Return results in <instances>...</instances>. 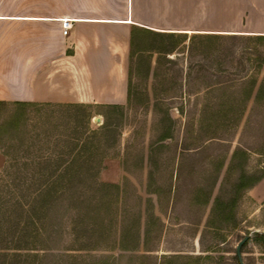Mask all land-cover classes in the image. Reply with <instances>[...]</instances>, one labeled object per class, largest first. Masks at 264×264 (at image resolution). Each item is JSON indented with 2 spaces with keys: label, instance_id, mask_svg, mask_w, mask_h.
<instances>
[{
  "label": "rangeland",
  "instance_id": "1",
  "mask_svg": "<svg viewBox=\"0 0 264 264\" xmlns=\"http://www.w3.org/2000/svg\"><path fill=\"white\" fill-rule=\"evenodd\" d=\"M239 5L132 0L152 31L131 26L123 105L0 104V264H239L245 235L264 264V41L224 31Z\"/></svg>",
  "mask_w": 264,
  "mask_h": 264
},
{
  "label": "crops",
  "instance_id": "2",
  "mask_svg": "<svg viewBox=\"0 0 264 264\" xmlns=\"http://www.w3.org/2000/svg\"><path fill=\"white\" fill-rule=\"evenodd\" d=\"M128 1L127 13L119 17L85 2L58 12L54 7L41 12L32 3L11 14L0 0V104H125L131 26L150 27L134 20ZM238 2L241 18L224 31L264 34V0ZM63 18L74 21L68 35Z\"/></svg>",
  "mask_w": 264,
  "mask_h": 264
},
{
  "label": "trees",
  "instance_id": "3",
  "mask_svg": "<svg viewBox=\"0 0 264 264\" xmlns=\"http://www.w3.org/2000/svg\"><path fill=\"white\" fill-rule=\"evenodd\" d=\"M141 28H144V29H148L149 31H152V29H149V28H146V27H143V26H140ZM156 32V31H154ZM171 33H175V32H171ZM229 35H233V36H236V35H247L248 38L250 39H256L258 41H264V34H229ZM133 44V34H132V37H131V46ZM262 68L264 69V56L262 57V60L260 62ZM257 97L260 98V97H263L264 99V77L262 78L261 80V83H260V86L257 90ZM257 235L262 238V240H264V232H259L257 233Z\"/></svg>",
  "mask_w": 264,
  "mask_h": 264
},
{
  "label": "water",
  "instance_id": "4",
  "mask_svg": "<svg viewBox=\"0 0 264 264\" xmlns=\"http://www.w3.org/2000/svg\"><path fill=\"white\" fill-rule=\"evenodd\" d=\"M147 27V26H146ZM150 28V27H148ZM250 235H245L237 244L236 246V255L239 261V264H245L244 259H243V254H242V247L243 245L249 240Z\"/></svg>",
  "mask_w": 264,
  "mask_h": 264
},
{
  "label": "built area",
  "instance_id": "5",
  "mask_svg": "<svg viewBox=\"0 0 264 264\" xmlns=\"http://www.w3.org/2000/svg\"><path fill=\"white\" fill-rule=\"evenodd\" d=\"M73 22L74 21L70 18H63L61 20L62 32L64 35H68V33L73 27Z\"/></svg>",
  "mask_w": 264,
  "mask_h": 264
},
{
  "label": "bare ground",
  "instance_id": "6",
  "mask_svg": "<svg viewBox=\"0 0 264 264\" xmlns=\"http://www.w3.org/2000/svg\"><path fill=\"white\" fill-rule=\"evenodd\" d=\"M131 21H132V20H131ZM185 31L192 32V30H185Z\"/></svg>",
  "mask_w": 264,
  "mask_h": 264
}]
</instances>
